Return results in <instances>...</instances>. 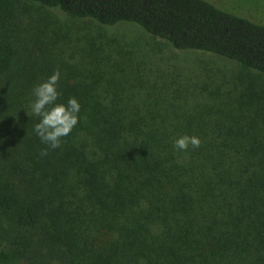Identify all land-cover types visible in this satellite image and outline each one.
I'll return each instance as SVG.
<instances>
[{"label":"trees","instance_id":"1","mask_svg":"<svg viewBox=\"0 0 264 264\" xmlns=\"http://www.w3.org/2000/svg\"><path fill=\"white\" fill-rule=\"evenodd\" d=\"M26 2L264 76V24L208 0H0V264H264V87L125 58L59 70L57 103L75 97L79 119L42 156L18 79ZM183 135L200 146L176 149Z\"/></svg>","mask_w":264,"mask_h":264},{"label":"rangeland","instance_id":"2","mask_svg":"<svg viewBox=\"0 0 264 264\" xmlns=\"http://www.w3.org/2000/svg\"><path fill=\"white\" fill-rule=\"evenodd\" d=\"M208 1L220 9L264 24V0ZM24 14L30 56L22 62L18 79L24 73L21 85L26 91L23 95L27 99L24 102L26 110L33 101V87L44 81L43 69L66 71L89 63L97 65L102 59L111 63L125 58L137 62L133 64L140 68L156 70L158 67L164 71L165 80L176 79L183 84L225 80L228 87L234 82L244 83L255 93L264 87L261 74L247 71L236 62L214 54L167 46L163 40L153 39L134 24L106 26L93 19L69 16L58 8H44L36 2H26ZM159 42L163 44L162 48L154 49ZM26 85H29L27 90Z\"/></svg>","mask_w":264,"mask_h":264},{"label":"clouds","instance_id":"3","mask_svg":"<svg viewBox=\"0 0 264 264\" xmlns=\"http://www.w3.org/2000/svg\"><path fill=\"white\" fill-rule=\"evenodd\" d=\"M59 79L60 72L56 70L44 82L35 85L32 90L34 99L29 108L32 115L39 117L34 131L41 142L48 146L41 152L42 156L48 154L49 148L52 150L59 148L62 138L71 133L79 119L80 104L75 97L69 98L66 104L57 103L60 95L57 90ZM173 143L176 149L187 151L189 145L198 148L201 141L196 136L183 135L176 138Z\"/></svg>","mask_w":264,"mask_h":264}]
</instances>
